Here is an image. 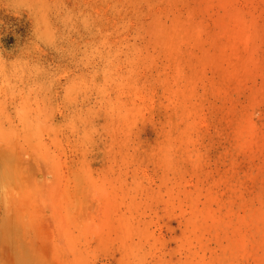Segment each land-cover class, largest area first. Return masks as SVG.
Listing matches in <instances>:
<instances>
[{"label": "rangeland", "instance_id": "rangeland-1", "mask_svg": "<svg viewBox=\"0 0 264 264\" xmlns=\"http://www.w3.org/2000/svg\"><path fill=\"white\" fill-rule=\"evenodd\" d=\"M0 264H264V0H0Z\"/></svg>", "mask_w": 264, "mask_h": 264}]
</instances>
